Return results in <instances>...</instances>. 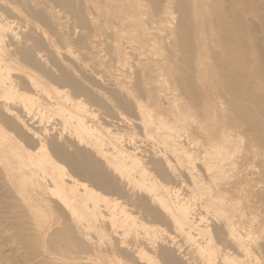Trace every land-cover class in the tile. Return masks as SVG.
I'll return each instance as SVG.
<instances>
[{
  "label": "bare ground",
  "instance_id": "1",
  "mask_svg": "<svg viewBox=\"0 0 264 264\" xmlns=\"http://www.w3.org/2000/svg\"><path fill=\"white\" fill-rule=\"evenodd\" d=\"M199 5L0 0V167L50 250L95 264L263 260L252 252H264V169L229 178L241 162L264 165V92L254 85L264 68H251L253 55L264 61V0H227L207 15ZM175 7L166 37L179 51L160 57L146 26L160 30ZM180 129L198 156L169 147ZM155 131L163 147L150 140L155 149L140 154L138 138ZM226 141L245 155L225 164ZM247 191L258 201L245 204Z\"/></svg>",
  "mask_w": 264,
  "mask_h": 264
},
{
  "label": "rangeland",
  "instance_id": "2",
  "mask_svg": "<svg viewBox=\"0 0 264 264\" xmlns=\"http://www.w3.org/2000/svg\"><path fill=\"white\" fill-rule=\"evenodd\" d=\"M197 1H198V3H200L199 8H201V9H199V10L204 15L209 14L211 10L220 11V9L222 7L223 8L225 7L223 5H226V2H227V0H197ZM179 15H180V12L175 7L172 10V16L169 19L170 23L167 25H163L164 27H161L160 30H156V28H152V26L150 24H148L149 26H146V27L150 28L149 32L154 35L155 41L158 42V45L160 46L159 48L157 47L158 48L157 49V51H158L157 55L160 57H165L166 55H169L170 52L177 53L179 51V48L176 46V43H175L176 38H174V34L172 33L171 36H169L170 38L166 37L167 33L170 31V29H172L171 31H174V29H176V27L178 25ZM250 20H252V23H256L257 26L255 24H252V25H254L257 28L259 25L258 20L254 17L252 19L250 18ZM254 26H252V28ZM255 27H254V29H255ZM254 31H257V30H254ZM125 33H128V31H126ZM256 33L257 32H255V34ZM258 35H259L258 37H260V39L258 37H257V39H259V41L262 39L261 42L263 44L264 43V33L259 32ZM259 44H261V43L259 42ZM262 46L263 45H261L260 47L262 48ZM207 47L209 50H214L217 52L219 51L218 47L216 46V43H214V42H212V43L209 42ZM263 48H262V51L264 53ZM255 56L253 55V57H252V59L254 60V61L252 60V65H251V68L253 71L259 70L260 69L259 65L261 66V64H262L261 67L264 68V66H263L264 61H261L258 56L257 57H255ZM110 59L115 63V60L113 58H110ZM257 60L259 63L257 62ZM90 64H91V62H90ZM207 65H208V61H207ZM92 66H94V63H92ZM115 66H117L116 63H115ZM257 67H258V69H257ZM98 70H102V69L98 67ZM260 76L263 77L264 73L260 74ZM263 79H264V77L261 80L262 83H259V82L254 83V85H256L255 86L256 89L258 91H260L261 93L264 92V83H263L264 80ZM180 131H181V136L173 137V140L170 143H168L169 147L179 143V144H182L181 146H179V148H181L182 154L184 152V154H185L184 157H186V159H188L189 157L192 158V157L198 156L199 155L198 152L192 149L193 145H191L190 142L187 141V138H189V136H188L189 133L184 129H182V130L180 129ZM199 132H202V129H199ZM160 133L161 132H157V131L153 132V137L150 138L149 141L143 139L144 137L138 138L137 144L138 145H140L141 143L144 144V145H141L144 148H141V150L142 149L143 150L140 154H142V155L145 154L144 149L149 150V148H150L149 144L150 145L153 144L150 140H152L154 143H156V146L158 148L163 147V145L159 144V141L162 140V138H161L162 135H160ZM185 142H186V144H185ZM187 144H188V146H187ZM220 145H221V148H223V155L222 156L225 159V164L233 162L235 160V158L239 159V158L243 157L246 153V149L242 146L241 143H233L230 141H228V142L226 141V144L224 146H222V142L220 143ZM154 146L155 145L153 144V147ZM154 149H155V147H154ZM217 149H218V146H217ZM197 164H200V163H197ZM240 165H242V166L237 170V173L235 175H233L229 178V182L233 183V182L242 181V180L249 181L248 179L256 180L259 177L258 171L259 170L261 171L262 169H264V165L261 163H259L258 165H255L253 163L246 164V163L241 162ZM223 166H224V164H223ZM249 166H251V167H249ZM194 173L197 177L201 176V174L195 170H194ZM246 175H247V177H246ZM0 178H1L0 179V254H1L0 264H17L18 261H19V263L23 262L22 264H95L91 261L88 262L85 255H83L81 253L78 254L77 252H79V251H77V252L76 251L75 252H71V251L67 252L66 251V253H63V254H65V256H63V255H61V253L59 254L57 251L50 250L51 246L50 245L46 246V245H48V244H46V243H48L47 242L48 239L46 240V238H44L38 234L39 232L35 230V229H37V227H35V229H33V227H31V222H32V221H30L31 215L30 214L26 215L27 213L25 212V209L23 208L24 205H23L22 200L19 199L18 197H15L13 195L14 193H11V192H13V191H10L11 190V186H10L11 184L8 183L9 180L7 181V179L5 178V173L1 167H0ZM12 184H13V182H12ZM13 186H14V184H13ZM177 188L179 189L180 187L177 186ZM225 188H227V187H225ZM5 189H7V191H4ZM247 189H248V187H247ZM182 190H183V192L185 191L184 186H183ZM2 192H4V193L2 194ZM180 193H182V192H180ZM4 194H6V195H4ZM257 199H258V197L254 193L249 195V193L247 191V196L242 201L245 204L247 202L248 203H251V202L254 203V202L258 201ZM259 204L261 205V203H259ZM260 212H262V213H260ZM260 212H259V214H262V215L261 216L259 215L260 217L258 216L259 217L258 220L264 221L263 209L260 210ZM49 213L50 214H48L47 218H45L46 219L45 221L51 222L50 224H52L51 226H52L53 230L55 229V227H56V229L61 227V222H60L61 220L59 219L57 214L55 212H49ZM40 219H41V222L44 221L43 218L40 217ZM58 220H60V221H58ZM27 221H28V224L25 223ZM19 222H20V225L22 222H24V223H22L23 225H21V227H20V225H18V228H17V226H15V225H16V223L19 224ZM28 226H29V228H27ZM41 226H43V224H38V227H41ZM44 226H45V228H49V225L44 224ZM51 231L52 230L50 229L48 232L51 233ZM30 237H32V239ZM29 238H30V240H29ZM24 239H26L27 242ZM31 242H33L34 244ZM31 244H33V247L31 246ZM33 248H35L36 251ZM258 251L259 252L261 251L260 255L263 257V260L260 258V256L257 255ZM44 252H47L48 254L44 253ZM35 253H37L36 256H35ZM76 253L78 254V256ZM252 253L254 255H256L259 259H261V260H259L260 264H264V254H263L264 252L262 253V250L256 249V250H253ZM30 254H31V256H29ZM57 254H59V255H57ZM25 255H27V256H25ZM34 256H35V258L36 257H39V258H36L34 260V258H33ZM68 256H69V258H65ZM16 258H18L20 260L17 261ZM77 258H79L78 262L75 261V260H77ZM64 259H66L67 261Z\"/></svg>",
  "mask_w": 264,
  "mask_h": 264
}]
</instances>
